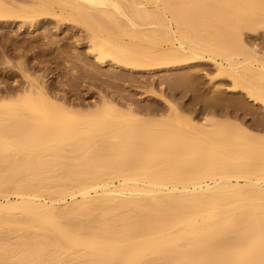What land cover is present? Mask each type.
I'll return each mask as SVG.
<instances>
[{"label": "bare ground", "instance_id": "1", "mask_svg": "<svg viewBox=\"0 0 264 264\" xmlns=\"http://www.w3.org/2000/svg\"><path fill=\"white\" fill-rule=\"evenodd\" d=\"M48 25L83 29L92 66L209 67L234 100L198 102L200 120L162 94L164 111L107 97L67 104L28 61H11L32 44L17 31ZM11 26L0 53V264H264V116L257 127L241 118L264 111V0H0V37ZM10 67L25 84L8 83ZM183 73L174 90L194 85Z\"/></svg>", "mask_w": 264, "mask_h": 264}, {"label": "rangeland", "instance_id": "2", "mask_svg": "<svg viewBox=\"0 0 264 264\" xmlns=\"http://www.w3.org/2000/svg\"><path fill=\"white\" fill-rule=\"evenodd\" d=\"M14 26L17 27V25H14ZM14 26L10 27L11 32L10 31H8L9 33L7 32L8 38L5 36L0 37V53L3 50L2 48H5V46L3 44H5V42L8 41L10 39V37H13L14 39L16 38L15 37L16 33L14 34L13 30L17 29V28L16 27L13 28ZM48 26H49V30H51V31H47L48 28L46 29V27H48ZM48 26H46L45 28L42 27V29L38 28V27L35 28L37 30H41L42 32L45 29L46 31L43 32L44 35L40 31L37 32V30H35V29L32 30L31 32H30V30L24 31L22 33L17 31V35L19 36V38L17 37L16 39H18L19 41L21 40V42H19V43H22L24 45V44H28L27 42H29V44H30V42H32V44H30V45L28 44L29 46H26L23 48L20 47V48H18V50L16 49L15 51L13 50L11 52V54L14 55L15 57L11 58V61H13V62L28 61L29 62V65H27V68L29 67L28 72L31 73L32 75L39 76V78L44 83L45 88L51 94H54V92H56L55 95L57 94L56 96L59 97L61 100L65 101L67 104H71V105L73 104L75 106L76 105L85 106L86 104H93L94 102H97L98 100L101 99V97H107L110 100H112L118 104H124V103L128 102L129 100H131L129 102L130 103L133 102L132 104L135 105L136 107H139V108H153L154 105L152 107L150 106L151 101H152V104L154 101H156L157 103H159V106H161V109L164 111L166 108L165 103L158 96V94H162L165 98H167L168 100L177 104L180 108H182L184 105H188V103L190 105H193L195 108H193L192 111H188V112L184 111L183 113H185L187 115H191L192 117L198 116L199 120H200V119L206 117L207 115H202V114H199L197 112V109L199 108V105H197L198 102H201L204 99L211 101V99L213 97L218 96V95H222L224 97L227 96L229 101L234 100V97L232 96V94H233L232 90L229 88V82H227L226 80H221L219 78H215L214 77V71L212 70V68L205 66L206 68L204 69V67L201 68L202 66L199 67L197 65L194 67H184V69L180 68V69H173V70H169V71H165V70L153 71V72L144 73L141 75L139 74V76H140L139 77L136 74L134 75L133 72L129 71L130 72L129 73L126 70L122 71V69L116 68L115 66L111 65L110 63H106L104 66H100L99 64H96L94 62L95 65L93 64V66H92L91 63H93V62L89 61V60H90V58H91V60H93V58L91 56H89V54L87 52L85 32L83 31V29H80L79 27H73L72 28V26H71V28L70 27L65 28L64 26H62V27H60L59 30H57V27L55 25H48ZM78 30H79V32H78ZM34 31H35V34H34ZM49 32L51 33V35H49ZM24 33H25V35H24ZM27 33H29L31 35L29 36V34H27ZM37 33H39V34L41 33L42 37H40L41 34L39 35ZM46 33L48 34V36L46 35ZM55 33H56V35H55ZM22 34H23V36H20ZM26 34H27V36H26ZM35 36H37V37H35ZM50 36H53V37L50 38ZM75 36H77V37H75ZM45 38L50 39V41L48 42V40H46ZM75 38H77V39H75ZM260 38H262V41H263L264 40V34L260 35V37H258V39L255 40L259 44L261 43L260 42L261 40L258 41ZM2 39L5 41H2ZM22 40H24V41H22ZM51 40H53V41H51ZM55 40H57V43ZM37 42H38V44H37ZM31 45L35 48H32ZM73 46H75L74 48H75L77 54H79V55H77L76 52L74 51V53L77 55L76 56L77 58H73V57H75V56H73L71 58V60H68V59H70L69 56H70L71 49H74V48H72ZM22 49H24V50H22ZM4 51H7V49ZM30 51H31V53H30ZM41 54H43V56ZM31 55H32V57H29ZM38 55H40V58L38 57ZM50 56H52V57H50ZM67 56H68V59H66ZM81 57H82V59H80ZM64 59L68 60V63ZM78 59H80L81 61H78ZM82 60H84V61H82ZM32 61H34V62H32ZM73 62L76 63L75 64L76 67H75ZM84 62L87 64H85ZM71 63H73V64L71 65ZM80 64L83 66V69H82V66ZM55 65H58V67ZM69 65L72 68L69 69V67H70ZM78 65L80 66V68L83 71L80 70V68H78V71L75 70ZM84 66H86V67H84ZM2 68H4V66H0V72L2 70H4ZM71 69H73V71L76 73L73 74ZM7 70H9V72L11 71L13 73V76L9 79L10 81H8L9 84L15 85V84H17L16 81L19 82L20 84H25V79H24L22 73L16 67H13V68L10 67L9 69L7 68ZM187 70H189V71H187ZM196 70L199 73L196 72ZM70 71H71V73H70ZM194 71H195V73H194ZM183 72L190 74V75L192 73L193 74L192 76L194 77L195 83H192L194 85H191V89H187L186 92H185V90H183L184 88L182 89L179 87L175 88L177 90L176 91L173 89L174 86H171V83H172V81L178 79L179 78L178 75L179 74L182 75ZM65 73L67 75L64 76ZM69 74H71V76L75 75V74H77L79 76L78 77H77V75L74 76V77H77V79L75 78L76 79V81H75L73 79L74 77L71 78V76H69ZM17 75H18V77H17ZM183 75H184V73H183ZM66 76L68 77V80L65 78ZM94 76H96V78ZM97 76H99V77H97ZM175 76H176V78H174ZM79 77H81V78H79ZM13 78L14 79L16 78V80H14ZM69 78H71L70 82H68ZM0 79L2 81V79H4V75H1ZM64 79H65V81H64ZM72 79L76 83H74ZM123 79H125V80H123ZM197 79H199L198 82L196 81ZM71 81H72V83H71ZM169 82H170V84H168ZM225 82H227V83H225ZM70 83H71V87H70ZM72 84L75 86H72ZM3 85H4V83H1L0 87H2ZM166 86H170L172 88L169 89L168 87L166 88ZM172 89H173V91H171ZM182 90L184 91L183 94H182V92H183ZM170 92H171V94H170ZM173 92H175V93H173ZM176 92H177V94H176ZM178 94H180V95H178ZM186 102H188V103H186ZM148 106H150V107H148ZM256 114H257V116L255 114H251V115L248 114L249 116L248 115L247 116L242 115L241 118H244V121L246 122L247 125H250L252 127L253 126L257 127L256 126V125H258L257 119L262 118L260 116H264V111L261 110V112H260V109H256ZM198 117H196V118L198 119Z\"/></svg>", "mask_w": 264, "mask_h": 264}]
</instances>
